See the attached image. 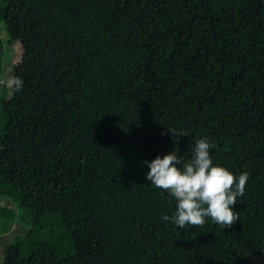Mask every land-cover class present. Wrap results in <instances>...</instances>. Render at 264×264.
Returning a JSON list of instances; mask_svg holds the SVG:
<instances>
[{"label": "trees", "instance_id": "1", "mask_svg": "<svg viewBox=\"0 0 264 264\" xmlns=\"http://www.w3.org/2000/svg\"><path fill=\"white\" fill-rule=\"evenodd\" d=\"M0 20L24 68L0 99L1 264H264V0H0ZM202 137L249 178L230 226L181 229L142 161Z\"/></svg>", "mask_w": 264, "mask_h": 264}, {"label": "clouds", "instance_id": "2", "mask_svg": "<svg viewBox=\"0 0 264 264\" xmlns=\"http://www.w3.org/2000/svg\"><path fill=\"white\" fill-rule=\"evenodd\" d=\"M22 82L17 81V87ZM170 130V129H169ZM175 133L177 137L185 133ZM215 145L202 137L194 141L190 158L184 160L174 146L163 156L157 155L151 161L144 160L145 179L149 185L167 192L175 201L171 216L162 219L183 229L187 225L202 226L210 219L224 227L236 221L234 205L242 197L249 174L234 175L227 168L214 164L210 150Z\"/></svg>", "mask_w": 264, "mask_h": 264}, {"label": "rangeland", "instance_id": "3", "mask_svg": "<svg viewBox=\"0 0 264 264\" xmlns=\"http://www.w3.org/2000/svg\"><path fill=\"white\" fill-rule=\"evenodd\" d=\"M0 40H1V67H0V95L1 98H8L14 90H17V81L23 80V66L19 64L21 60L22 48L18 41H10V37L5 30L2 20H0ZM21 85V84H20ZM0 204L18 210L17 204L9 197L0 194ZM13 236V231L0 234V264L3 258V248L5 243ZM261 258H253V263H260Z\"/></svg>", "mask_w": 264, "mask_h": 264}]
</instances>
